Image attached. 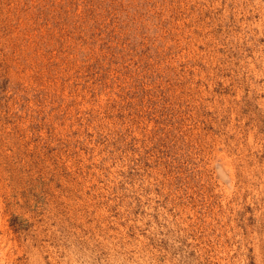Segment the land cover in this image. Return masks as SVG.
Returning <instances> with one entry per match:
<instances>
[{"label":"rangeland","instance_id":"374dc122","mask_svg":"<svg viewBox=\"0 0 264 264\" xmlns=\"http://www.w3.org/2000/svg\"><path fill=\"white\" fill-rule=\"evenodd\" d=\"M0 264H264V0H0Z\"/></svg>","mask_w":264,"mask_h":264}]
</instances>
